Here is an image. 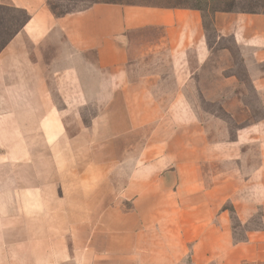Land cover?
<instances>
[{"label":"rangeland","instance_id":"rangeland-1","mask_svg":"<svg viewBox=\"0 0 264 264\" xmlns=\"http://www.w3.org/2000/svg\"><path fill=\"white\" fill-rule=\"evenodd\" d=\"M45 3L55 13L101 3L197 8L209 54L198 64L190 51L188 65L179 71L183 80L177 81L172 55L165 48L150 50L158 33L145 30L133 36L134 61L126 66L100 70L94 53H85L72 75L76 80L66 81V99L51 81L44 82L51 97H16L17 77L0 76V189L6 215H20L33 233L53 226L56 236L66 234V251L76 255L85 245L103 247L111 236L124 241L142 224L173 221L178 204L191 205L196 172V201L215 202L207 192L222 174L243 168V162L223 159L220 149L233 147L240 130L264 119V95L254 88L232 37L214 30L213 16L228 10L264 14V0ZM24 21L23 12L0 6V50ZM31 108L35 112L25 111ZM59 122L66 130L52 128ZM220 211L230 220L234 241L264 228L260 209L246 224H240L229 199Z\"/></svg>","mask_w":264,"mask_h":264},{"label":"crops","instance_id":"crops-1","mask_svg":"<svg viewBox=\"0 0 264 264\" xmlns=\"http://www.w3.org/2000/svg\"><path fill=\"white\" fill-rule=\"evenodd\" d=\"M0 6L29 17L0 50V76L17 77L15 96L20 98L51 97L44 86L51 81L66 99V81L76 80V65L85 53H94L100 70L126 66L134 61L133 36L145 30L158 33L150 50L165 48L172 55L177 81L183 80L179 71L188 65L190 51L198 64L209 54L202 15L196 10L101 3L56 17L45 0H0ZM213 28L221 37H232L254 88L264 95V70L259 69L264 64V14L215 13ZM52 128L66 130L63 122ZM232 146L220 149L221 156L243 162V168L221 175L206 194L215 196V202L196 201L200 190L196 172L191 205L178 204L173 221L142 224L124 241L111 236L103 247L85 245L76 255L66 251V234L57 237L53 226L33 233L20 215L8 217L7 198L0 189V264H182L185 259L189 264H264V228L234 241L230 220L220 211L229 199L240 224H246L260 209L264 226V119L240 130ZM16 234L21 236L13 238Z\"/></svg>","mask_w":264,"mask_h":264},{"label":"trees","instance_id":"trees-1","mask_svg":"<svg viewBox=\"0 0 264 264\" xmlns=\"http://www.w3.org/2000/svg\"><path fill=\"white\" fill-rule=\"evenodd\" d=\"M47 1V0H46ZM105 4H113V3H105ZM48 8L49 10L51 11V13L56 16V17H63L67 14H70V12H65V13H55L54 9L51 7V5L48 4ZM180 8H183V7H180ZM184 9H191V10H199L197 8H192V7H185ZM219 12H231V11H219ZM29 20V17L27 15H25V21L24 22H27Z\"/></svg>","mask_w":264,"mask_h":264}]
</instances>
